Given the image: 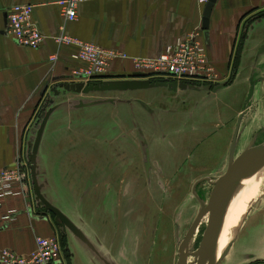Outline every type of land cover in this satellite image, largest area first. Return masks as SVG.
<instances>
[{"label": "rangeland", "instance_id": "1", "mask_svg": "<svg viewBox=\"0 0 264 264\" xmlns=\"http://www.w3.org/2000/svg\"><path fill=\"white\" fill-rule=\"evenodd\" d=\"M253 23V19L246 22L243 33L245 38L249 32L254 39L261 38L262 46L249 47L243 56L242 41L230 77L213 84L212 96L191 94L179 99L164 91L150 92L149 98L158 102L153 111L125 94L80 96L59 90L58 96L50 93L46 97L34 125L38 128L43 114L54 108L36 158L38 185L45 199L85 237L82 240L65 224H56V215L50 210L45 213L42 205V212L56 224L64 255L73 246L78 264L179 263V245L201 209L193 194L195 184L205 177L215 181L227 170L229 135L225 139L221 129L236 124L246 105L251 78L257 80V93L247 106L241 128L244 136L236 155L264 128V30ZM110 98L114 102H105ZM170 98L174 102L186 100L194 107L192 111L176 112L171 119L163 105ZM81 101L103 102L79 108ZM210 121L215 122L209 125ZM210 126L216 127L222 137L216 148H202L203 157L197 153L183 157L184 151L194 145L186 141L208 135ZM31 140H36V134L31 133ZM263 142L264 131L256 137V144ZM30 173L29 164L28 176L32 179ZM263 189L264 169L250 190L229 198L224 232L228 229L232 233L221 240V251L229 242L235 243L248 214L257 212ZM195 190L208 202L212 185L204 182ZM209 219L210 214H205L190 242L191 251L199 247ZM242 247V241H237V253ZM237 253L230 250L221 263H230Z\"/></svg>", "mask_w": 264, "mask_h": 264}, {"label": "crops", "instance_id": "2", "mask_svg": "<svg viewBox=\"0 0 264 264\" xmlns=\"http://www.w3.org/2000/svg\"><path fill=\"white\" fill-rule=\"evenodd\" d=\"M60 1L62 0H0V170L18 165L25 176L23 194L5 199L0 206V251L9 249L26 255L34 250L37 237L57 235L56 224L50 215L42 212L41 205L34 197L32 179L28 176L31 133L45 99L50 93L53 94V89L65 91V86L77 83L86 86L146 82L150 85L147 88L104 92L131 95L153 111L158 102L149 98L150 92L164 91L173 98L182 99L184 95L189 97L191 94L212 96L215 87L213 84L204 86L203 83L151 77L135 68V58L157 57L167 46L201 28L202 40L210 61L217 68L221 80H224L230 77V68L240 55L239 46L242 41L245 46L243 54L241 52L243 56L249 47L260 45V48L263 42L259 44L261 38L254 39L250 32L245 38L243 28L246 22L253 19L254 23L257 21V24L263 26L261 31L264 30V0H217L207 30L203 29L206 3L200 0H84L78 5L77 19L66 24L58 4ZM17 4L35 6L34 21L47 37L57 34L64 25L71 37L117 50L126 58L116 59L108 73L99 79L82 82V79L74 76V72L84 68L86 64L73 58L76 48H59L48 39L41 48L35 50L18 46L12 40L7 33V21L10 9ZM53 54L58 55L56 62L50 60ZM173 83L178 84L177 89L172 87ZM92 93L101 92L88 94ZM256 93L255 89V95ZM105 102H114V99L110 98ZM163 105L167 106L164 109L169 112L171 119L175 118L176 112L192 111L194 107L191 102H174L172 98ZM235 127L236 124H227L221 129V135L225 139L229 135V144ZM210 128L208 135L186 141L194 145L184 151L186 154L183 157L189 154L193 156L195 153L203 157L205 154L202 148H216L222 137L218 135L220 131L216 127ZM243 136L244 133L241 138ZM239 237L231 250L232 254L237 253L235 245L237 241H242V251L236 256L234 254L233 260L227 264L264 263V194L257 212L248 214L245 218ZM76 253L78 252L74 247L70 246L64 255L65 263L78 264Z\"/></svg>", "mask_w": 264, "mask_h": 264}, {"label": "built area", "instance_id": "3", "mask_svg": "<svg viewBox=\"0 0 264 264\" xmlns=\"http://www.w3.org/2000/svg\"><path fill=\"white\" fill-rule=\"evenodd\" d=\"M84 0H62L58 2L65 24L73 22L78 16V5ZM208 3L209 0H200ZM33 5L17 4L12 6L8 14L7 33L21 47L39 49L51 39L59 48L63 46L76 48L73 58L86 64L76 70L74 76L82 82H90L106 75L112 63L119 58H126L117 50L103 47L97 43L84 42L71 37L65 26L53 36H46L34 21ZM203 30L200 28L187 37L178 39L175 44L167 46L157 57L135 58V68L151 77H165L176 81L214 84L221 81L220 74L210 61L207 48L202 40ZM57 54L50 57L56 62ZM25 176L20 166L0 170V206L10 197L19 196ZM0 264H66L62 244L57 237H37L35 248L29 254H19L13 250L0 251Z\"/></svg>", "mask_w": 264, "mask_h": 264}, {"label": "water", "instance_id": "4", "mask_svg": "<svg viewBox=\"0 0 264 264\" xmlns=\"http://www.w3.org/2000/svg\"><path fill=\"white\" fill-rule=\"evenodd\" d=\"M216 1L217 0H209L206 4L203 14L204 30L208 29L209 18ZM256 84L257 80L251 78L246 105L243 107V110L238 117L235 131L230 144L227 170L215 181L207 177L202 180H199L195 184L196 188L199 185L202 186L204 182H208L212 185V191L209 195L208 202H205V200L201 199L200 196L196 193L195 188L193 190L194 196L199 200L201 209L199 210L196 218L194 219L191 227L189 228L185 238L179 245L178 264H220L224 260V258L229 254L233 246V241L229 242L225 250L221 254H219V239L225 223L228 200L231 196V191L233 190L234 186L240 181V179H242L244 176L253 171L262 170L264 168V142L256 144V137L260 132L264 131V128L260 129L254 135L252 140L248 143V145L239 155H236L237 146L242 135L241 128L243 124V119L246 114L247 106L255 95ZM149 86L150 85L146 82L132 81L124 83L91 84L86 86L83 83H77L71 84L70 86H65L64 89L65 91L73 92L76 94H88L90 92L139 89L147 88ZM177 86V83L172 84V87L174 89H177ZM180 86H183V84H181ZM52 92L54 96L59 95V90L57 89H53ZM49 101L52 102L53 100ZM99 103L101 102L98 101L84 103L82 101L80 102V107L92 106ZM53 111L54 108L50 109L47 114H43L42 118L44 120L42 121L41 125L38 128H33L32 130V133L36 134V140H31L28 145L29 150H31L28 160L34 185V195L36 196V200L41 205V207L42 205H45L46 209L44 208L45 210H43L45 213H47L46 210H50L56 215V224H65L70 230L77 234L80 239L85 240L83 233L60 210L56 209L51 203H49L45 199V196L41 193V189L38 185L37 171L35 168L37 160L36 158L38 155L42 135L47 123V118ZM207 213L210 214V219L203 233L199 247L196 250L191 251L189 247L190 242L193 239L199 224ZM190 257H194L195 260L191 262L189 260Z\"/></svg>", "mask_w": 264, "mask_h": 264}, {"label": "bare ground", "instance_id": "5", "mask_svg": "<svg viewBox=\"0 0 264 264\" xmlns=\"http://www.w3.org/2000/svg\"><path fill=\"white\" fill-rule=\"evenodd\" d=\"M260 173H261V170H256V171H253V172L247 174L242 179H240V181L234 186L233 190L231 191V196H233L234 193L236 196V195H239L244 190H247V191L250 190L255 184H257V182L259 180ZM226 218H227V214H226ZM226 218H225V223H226ZM225 223H224L222 233H221V236L219 239V254H221L223 252V251H221V246H220L221 240H223L225 237H230V235L232 233V231L230 232V230H228V229H227L226 233L224 232L226 229Z\"/></svg>", "mask_w": 264, "mask_h": 264}, {"label": "flooded vegetation", "instance_id": "6", "mask_svg": "<svg viewBox=\"0 0 264 264\" xmlns=\"http://www.w3.org/2000/svg\"><path fill=\"white\" fill-rule=\"evenodd\" d=\"M206 85H208V84H204V86H206Z\"/></svg>", "mask_w": 264, "mask_h": 264}, {"label": "trees", "instance_id": "7", "mask_svg": "<svg viewBox=\"0 0 264 264\" xmlns=\"http://www.w3.org/2000/svg\"><path fill=\"white\" fill-rule=\"evenodd\" d=\"M258 264H264V263H258Z\"/></svg>", "mask_w": 264, "mask_h": 264}]
</instances>
